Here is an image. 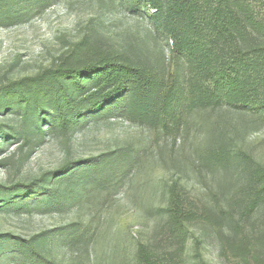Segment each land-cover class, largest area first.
I'll return each mask as SVG.
<instances>
[{
  "label": "rangeland",
  "instance_id": "1",
  "mask_svg": "<svg viewBox=\"0 0 264 264\" xmlns=\"http://www.w3.org/2000/svg\"><path fill=\"white\" fill-rule=\"evenodd\" d=\"M159 8L0 0V22L20 19L0 24V88L79 56L111 67L27 120L0 111V190L16 185L0 192V264H264V204L235 222L220 215L247 177L240 155L264 165V93L210 106L223 88L173 39L188 16ZM105 78L120 96L68 123L67 104Z\"/></svg>",
  "mask_w": 264,
  "mask_h": 264
},
{
  "label": "trees",
  "instance_id": "2",
  "mask_svg": "<svg viewBox=\"0 0 264 264\" xmlns=\"http://www.w3.org/2000/svg\"><path fill=\"white\" fill-rule=\"evenodd\" d=\"M149 1L153 7H161L160 14L162 9L163 12L173 13L175 18L188 16L185 24L178 23L179 27L186 30L184 32L176 30L178 34L173 39L177 40L179 37L182 41L181 46L184 55L189 58L188 62L197 65L195 66L197 76L203 75L212 90L223 88L224 95L220 100L218 95L216 100L211 98L216 97L214 92H211L207 101L210 106L226 103L224 96L238 93L244 96L242 103L246 107L256 104L263 98L264 10H260L259 7H264V0ZM158 15L159 13L155 17ZM14 20L16 19H11L7 23ZM90 59L92 58L85 59L79 56L74 62L67 61L66 65L64 62L61 68L3 86L0 88V111L17 108L18 113L27 120L32 113L44 109V104L53 102L54 99L61 101L69 94L72 95V92L82 88L96 74L102 78L106 77L111 68L106 65L108 61L103 58L93 62L85 61ZM88 72L91 73L90 78L86 77ZM227 81L233 82L235 86H230ZM249 81L252 82L251 86L248 85ZM117 85L118 83L113 84V79L105 78L104 82L83 94L79 100L72 99L67 108H70L68 113L74 119L67 118L66 121L68 123L74 121L75 124L76 120H79L78 114L83 110H96L95 106L98 104L106 105L107 100H116V96H120L118 94L121 92V89L117 90ZM85 89L89 90L88 87ZM239 159L240 163L236 165L240 169L239 176L243 178L244 167L247 177L242 180L240 187L229 195V202L225 209L220 211L221 218L227 222L242 220L243 216L264 204V165L255 162L250 156L240 155ZM69 170L66 168L65 171ZM15 186L6 187L0 192L13 190ZM171 210H175L173 203ZM19 243L18 245L27 249L26 253L32 252V246Z\"/></svg>",
  "mask_w": 264,
  "mask_h": 264
},
{
  "label": "bare ground",
  "instance_id": "3",
  "mask_svg": "<svg viewBox=\"0 0 264 264\" xmlns=\"http://www.w3.org/2000/svg\"><path fill=\"white\" fill-rule=\"evenodd\" d=\"M24 19H25V18H24ZM19 20H20V19H19ZM19 20H14V21H19ZM8 22H9V21H8ZM14 23H15V22H14ZM0 24H2V25L4 24V25H5V24H7V21H6V22H4V21H3V22H0ZM39 71H40V70H39Z\"/></svg>",
  "mask_w": 264,
  "mask_h": 264
}]
</instances>
